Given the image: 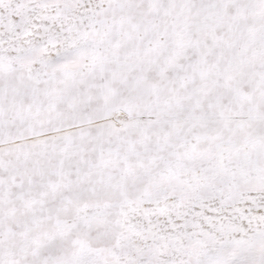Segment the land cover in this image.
I'll use <instances>...</instances> for the list:
<instances>
[{
  "label": "snow or ice",
  "instance_id": "obj_1",
  "mask_svg": "<svg viewBox=\"0 0 264 264\" xmlns=\"http://www.w3.org/2000/svg\"><path fill=\"white\" fill-rule=\"evenodd\" d=\"M0 264H264V0H0Z\"/></svg>",
  "mask_w": 264,
  "mask_h": 264
}]
</instances>
